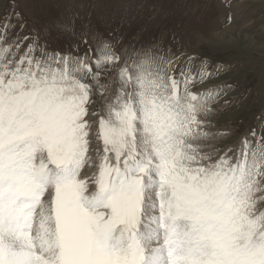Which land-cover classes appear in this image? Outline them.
<instances>
[{
  "label": "snow or ice",
  "instance_id": "snow-or-ice-1",
  "mask_svg": "<svg viewBox=\"0 0 264 264\" xmlns=\"http://www.w3.org/2000/svg\"><path fill=\"white\" fill-rule=\"evenodd\" d=\"M11 20L0 264H264V134L221 153L209 117L225 89L192 90L218 66L189 58L177 72L178 57L151 51L122 61L107 40L53 48Z\"/></svg>",
  "mask_w": 264,
  "mask_h": 264
},
{
  "label": "rangeland",
  "instance_id": "rangeland-1",
  "mask_svg": "<svg viewBox=\"0 0 264 264\" xmlns=\"http://www.w3.org/2000/svg\"><path fill=\"white\" fill-rule=\"evenodd\" d=\"M7 16L16 31L24 25L21 37L53 48L107 40L122 61L151 51L178 57L177 72L189 58L193 68L218 66L192 89H225L212 105L218 135L209 142L222 153L253 129L264 134V0H0V24Z\"/></svg>",
  "mask_w": 264,
  "mask_h": 264
},
{
  "label": "bare ground",
  "instance_id": "bare-ground-1",
  "mask_svg": "<svg viewBox=\"0 0 264 264\" xmlns=\"http://www.w3.org/2000/svg\"><path fill=\"white\" fill-rule=\"evenodd\" d=\"M239 4V3H238ZM223 11V10H222ZM225 15V14H224ZM160 48V47H159ZM224 128V127H223Z\"/></svg>",
  "mask_w": 264,
  "mask_h": 264
}]
</instances>
